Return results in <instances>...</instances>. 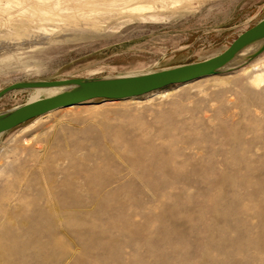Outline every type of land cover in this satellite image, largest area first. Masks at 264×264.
Instances as JSON below:
<instances>
[{"label": "rangeland", "instance_id": "374dc122", "mask_svg": "<svg viewBox=\"0 0 264 264\" xmlns=\"http://www.w3.org/2000/svg\"><path fill=\"white\" fill-rule=\"evenodd\" d=\"M13 9L0 11V90L201 61L264 18V0H191L154 17L60 22L17 38ZM256 72L264 51L190 83L58 108L1 133L0 205L15 196L22 206L18 264H264ZM45 97L13 90L0 112Z\"/></svg>", "mask_w": 264, "mask_h": 264}, {"label": "bare ground", "instance_id": "6f19581e", "mask_svg": "<svg viewBox=\"0 0 264 264\" xmlns=\"http://www.w3.org/2000/svg\"><path fill=\"white\" fill-rule=\"evenodd\" d=\"M190 1L191 0H184L183 2L181 0H0V11L3 9L7 11V9L10 10L14 7L20 9H13L14 12L18 13L17 15H15L17 16V20H14V22H9L10 25L14 27L13 29L16 30L14 37L20 38L24 35L35 33L36 29H43L46 28L47 25H54L60 22L69 26L71 24L75 25L81 24L83 22L89 25L91 24V26H99L101 25V22L104 18L114 17L117 15H127L131 17H146L150 15L151 17H154V15H156V13H159L160 11L162 12L166 9L173 10L174 8L181 7L184 5V3L187 4ZM263 45L264 39H259L249 44L244 49H242V51L236 56L232 63H230V66H233L235 64L238 65L246 59L251 58L253 55L259 53ZM250 80L252 84L256 86H261L264 84V73L256 72ZM65 88L66 87H36L31 89H37L39 93L45 94L49 97L65 90ZM31 101L34 100H28L27 102ZM74 106L77 105H70L65 108H72ZM14 182L15 181H13V183ZM13 183L11 186L15 188V185H13ZM3 189L4 187L1 188L0 191ZM44 193L45 192H43V194ZM43 196L40 197L43 198ZM46 204L47 202L45 201V206ZM21 209V203L15 196H13L8 202H3V204L0 205V264H18V259L21 256L19 252V247L21 245V235L23 233ZM35 212H37V210ZM39 212H41L42 214V211ZM35 232L33 231V234ZM41 234L43 233L40 232V235ZM29 239V243L32 245L36 241L34 235L31 236Z\"/></svg>", "mask_w": 264, "mask_h": 264}, {"label": "water", "instance_id": "95a60500", "mask_svg": "<svg viewBox=\"0 0 264 264\" xmlns=\"http://www.w3.org/2000/svg\"><path fill=\"white\" fill-rule=\"evenodd\" d=\"M264 39V18L240 33L221 53L207 59L179 64L162 70L114 77H70L53 80L16 81L0 90V98L18 89L36 87H66L49 97L13 106L0 112V134L7 132L49 111L96 99L122 100L138 97L175 84H184L215 75L229 67L236 56L249 44ZM264 51V45L256 57ZM246 60V61H248ZM244 61V62H246ZM242 62V63H244Z\"/></svg>", "mask_w": 264, "mask_h": 264}]
</instances>
